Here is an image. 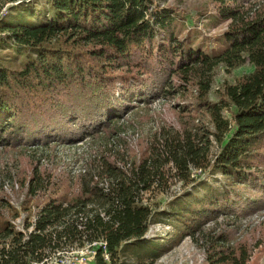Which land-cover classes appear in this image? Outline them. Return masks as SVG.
I'll return each instance as SVG.
<instances>
[{
	"label": "trees",
	"instance_id": "16d2710c",
	"mask_svg": "<svg viewBox=\"0 0 264 264\" xmlns=\"http://www.w3.org/2000/svg\"><path fill=\"white\" fill-rule=\"evenodd\" d=\"M212 1L228 20L213 54L181 37L179 13L156 0H15L0 15V49L14 51L0 57V149L93 148L74 178L30 158L27 188L63 192L26 232L0 220V264H55L58 250L86 245L93 264H155L171 246L147 238L153 224H174L172 245L191 237L208 264H247L264 244V220L236 236L264 210V4ZM246 60L252 71L212 100L213 69ZM156 98L172 100L177 127L150 114ZM216 171L222 185L208 182ZM170 179L185 188L166 207L143 203ZM219 218L217 232L204 229Z\"/></svg>",
	"mask_w": 264,
	"mask_h": 264
},
{
	"label": "rangeland",
	"instance_id": "374dc122",
	"mask_svg": "<svg viewBox=\"0 0 264 264\" xmlns=\"http://www.w3.org/2000/svg\"><path fill=\"white\" fill-rule=\"evenodd\" d=\"M160 5L169 6L183 20V28L181 37L189 34L193 40V45L201 44L202 48L210 54L216 53L218 50L225 48L220 39V34L226 29L228 20L220 19L217 16V4L212 0H156ZM259 4H264V0H258ZM15 3V0H0V15L6 13L8 8ZM217 16V18H216ZM215 17V18H214ZM14 54L13 50L0 49V57L10 59ZM21 58L18 55V60ZM253 66L248 60L241 66L236 68H227L224 65H218L213 69V84L210 92L212 100L218 99V88L223 83L234 84L240 77L248 74ZM187 102L190 99L191 92L184 94ZM172 100L154 99L150 104V114L153 113L154 118L160 117L167 121L170 125L178 126V115L170 110ZM147 111L145 107L140 113ZM148 112V111H147ZM227 111L224 112L228 117ZM142 115V113H141ZM196 116V113H194ZM193 116V117H194ZM199 116V115H198ZM147 126H155L154 122H150ZM152 127V128H153ZM134 142L137 135L133 137ZM137 145V142H136ZM32 150V151H31ZM93 153V148L84 142H78L76 145L60 144L58 146H49L46 149H32L26 146L16 148L0 149V198L3 199V206H0V220H8L15 230L26 232V225L32 223L36 219L37 209L50 197L59 194L54 190L63 192V188L37 189L30 191L27 188L30 178V158L38 160V162L46 166L51 175L65 174L61 173L62 169L70 171L71 177H75L80 167L87 164L89 154ZM40 160H39V159ZM29 165V166H28ZM264 173V163L259 166ZM210 170L206 169L199 172L198 169H192L191 174L204 176ZM67 173V172H66ZM173 174V171L169 172ZM68 174V173H67ZM52 180V178L50 179ZM59 179H55L54 183ZM225 178L216 171L208 178V182L212 184H223ZM43 183L47 180L42 179ZM185 188L180 182L170 179L169 188L166 192L149 191L143 194V203L154 208L166 207L169 200L179 194ZM202 194V190L199 189ZM264 220V210L262 212L253 213L252 215L238 222V231L236 236L243 235L251 227ZM222 219L217 222H209L205 225V230L215 228L217 232ZM170 224V225H169ZM169 224H153L147 232V238L151 239L159 235V242L171 246L169 250L164 252L155 264H208L205 251L196 244L191 237H184L177 244H174L176 236V226ZM30 230V228H29ZM94 246H84L83 250L79 247H73L65 250H58L54 253L52 262L55 264H93L91 249ZM79 250V251H78ZM89 250V251H88ZM58 258L60 261H58ZM38 264L39 262H34ZM247 264H264V244L259 245L252 253Z\"/></svg>",
	"mask_w": 264,
	"mask_h": 264
},
{
	"label": "built area",
	"instance_id": "2783aa9c",
	"mask_svg": "<svg viewBox=\"0 0 264 264\" xmlns=\"http://www.w3.org/2000/svg\"><path fill=\"white\" fill-rule=\"evenodd\" d=\"M164 226H165V225H164ZM79 250H83V247H81ZM79 250H78V251H79ZM88 251H89V250H88ZM57 253L60 254L59 252H57ZM104 258H105V259L108 258L107 253L104 254ZM34 264H35V263H34ZM38 264H43V262H40V263H38Z\"/></svg>",
	"mask_w": 264,
	"mask_h": 264
}]
</instances>
